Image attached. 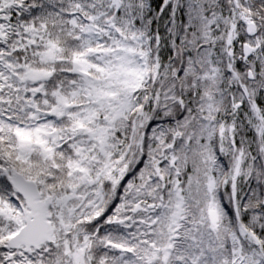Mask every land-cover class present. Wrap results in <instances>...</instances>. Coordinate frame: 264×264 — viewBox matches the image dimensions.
<instances>
[{
  "label": "snow or ice",
  "instance_id": "6c2138e0",
  "mask_svg": "<svg viewBox=\"0 0 264 264\" xmlns=\"http://www.w3.org/2000/svg\"><path fill=\"white\" fill-rule=\"evenodd\" d=\"M0 264H264V0H0Z\"/></svg>",
  "mask_w": 264,
  "mask_h": 264
}]
</instances>
